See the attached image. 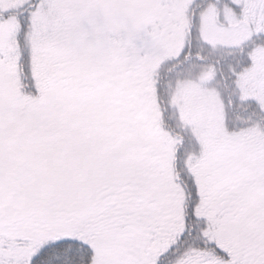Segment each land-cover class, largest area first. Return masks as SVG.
<instances>
[{
	"label": "snow or ice",
	"instance_id": "1",
	"mask_svg": "<svg viewBox=\"0 0 264 264\" xmlns=\"http://www.w3.org/2000/svg\"><path fill=\"white\" fill-rule=\"evenodd\" d=\"M0 264H264V0H0Z\"/></svg>",
	"mask_w": 264,
	"mask_h": 264
}]
</instances>
